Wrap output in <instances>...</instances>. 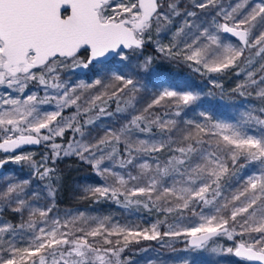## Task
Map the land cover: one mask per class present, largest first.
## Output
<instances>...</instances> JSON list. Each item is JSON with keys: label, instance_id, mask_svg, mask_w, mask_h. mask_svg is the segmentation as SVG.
<instances>
[{"label": "snow or ice", "instance_id": "obj_1", "mask_svg": "<svg viewBox=\"0 0 264 264\" xmlns=\"http://www.w3.org/2000/svg\"><path fill=\"white\" fill-rule=\"evenodd\" d=\"M189 4L0 0V169L29 170L0 183V264H131L124 254L142 241L188 253L180 264H264V0ZM149 45L208 78L221 98L219 78H240L231 92L257 103L217 119L204 93L172 83L141 105V73L155 71ZM78 69L93 79L62 78ZM33 145L48 151L39 160L22 151ZM65 157L100 178L81 199L143 209L155 222L61 217Z\"/></svg>", "mask_w": 264, "mask_h": 264}, {"label": "trees", "instance_id": "obj_2", "mask_svg": "<svg viewBox=\"0 0 264 264\" xmlns=\"http://www.w3.org/2000/svg\"><path fill=\"white\" fill-rule=\"evenodd\" d=\"M230 0H220V3L227 5ZM181 6H189V0H180ZM155 35V33H153ZM145 55H153L155 71L148 73H141L140 79L143 85L142 91L139 94L141 105L146 104L154 91H157L160 86L176 83L181 86H190L192 90L200 91L205 94L204 100L209 110L217 119L232 120L239 117V113L244 111L245 106H251L257 103V101L238 96L231 92L232 88L236 87L238 79L235 76L220 77L218 82L221 84L224 90V96L221 98L220 88H215L208 82V78L201 76L197 72H193L183 63H175L164 60L155 53L154 48L149 45L145 52ZM134 63L136 61L134 60ZM73 73L71 70L62 73L61 75L70 76ZM81 74L87 82H90L93 77L85 74L84 71H76L75 75ZM214 92V97H208L206 94L209 91ZM114 108L115 105L113 104ZM69 112L74 110H68ZM189 118H193V113L189 111ZM103 123H110V121H103ZM73 134L66 132L65 137L71 138ZM48 151L43 145L34 151L35 158L40 159V156ZM57 168L60 175V182L56 194V204L58 205L57 212L63 217L64 213L69 212L71 214H77L84 212L86 216H109L113 220L120 223H139L142 226H149L155 222L156 214H149L147 211L140 209L136 211L134 209H123L116 206L114 203H93L90 200L81 199L83 189L88 185H93L101 182L100 178L95 176L90 166L78 161L75 157H65L57 162ZM26 179L29 178V170L19 165L7 164L5 170L0 176V183H3L4 177ZM36 181H33V187L36 185ZM46 201L41 200L40 204L43 206ZM6 219L15 222L13 214L8 213ZM163 230V228H162ZM169 243H172L175 248L182 249L184 245L175 240H169L165 238ZM218 244L228 246L231 242L221 239ZM141 247H147L149 250L146 252H140ZM133 251L126 252L124 255L131 258V264H180V260L183 257H189L188 253L182 251L173 252L167 247H161L160 243L156 241H142L140 245H133ZM228 261H234V257H226ZM241 264V262H237Z\"/></svg>", "mask_w": 264, "mask_h": 264}, {"label": "rangeland", "instance_id": "obj_3", "mask_svg": "<svg viewBox=\"0 0 264 264\" xmlns=\"http://www.w3.org/2000/svg\"><path fill=\"white\" fill-rule=\"evenodd\" d=\"M165 42H167V40H165ZM76 71H79V72H81V71H83V70H76ZM62 78L63 79H67V80H71V81H74V82H79V80H84L85 82H87L86 80H85V78L81 75V74H78L77 76L75 75V74H73V73H71L70 74V76L68 77V76H62ZM0 92H3V89H0ZM42 94V93H41ZM26 151H31V150H26ZM32 152H34V151H32ZM210 259H212L213 261L215 260V258L214 257H210Z\"/></svg>", "mask_w": 264, "mask_h": 264}, {"label": "water", "instance_id": "obj_4", "mask_svg": "<svg viewBox=\"0 0 264 264\" xmlns=\"http://www.w3.org/2000/svg\"><path fill=\"white\" fill-rule=\"evenodd\" d=\"M39 147H40V146H35V145H33V146H26L22 151H26V150L35 151V150H37ZM3 155H4V154L0 153V156H3ZM4 170H5V166H4V168L0 169V176L3 174Z\"/></svg>", "mask_w": 264, "mask_h": 264}]
</instances>
